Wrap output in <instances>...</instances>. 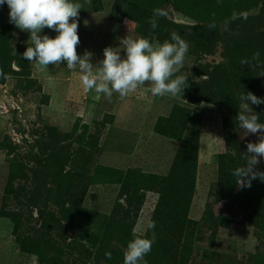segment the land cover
Returning <instances> with one entry per match:
<instances>
[{
  "label": "rangeland",
  "instance_id": "obj_1",
  "mask_svg": "<svg viewBox=\"0 0 264 264\" xmlns=\"http://www.w3.org/2000/svg\"><path fill=\"white\" fill-rule=\"evenodd\" d=\"M75 2L78 55L96 65L118 38L176 32L186 87L97 97L78 69L27 61L29 33L0 5V264H123L137 226L155 234L147 264H264V182L231 175L257 140L235 117L240 93L264 98V0ZM251 107L264 123V104Z\"/></svg>",
  "mask_w": 264,
  "mask_h": 264
},
{
  "label": "clouds",
  "instance_id": "obj_2",
  "mask_svg": "<svg viewBox=\"0 0 264 264\" xmlns=\"http://www.w3.org/2000/svg\"><path fill=\"white\" fill-rule=\"evenodd\" d=\"M219 3L220 0H217ZM7 4L9 22L21 31L29 33L30 46L26 47L23 57L39 68L66 63L69 69H78L80 82L86 91L94 92L97 97L111 99L113 94L126 98L137 89H143L152 96H176L186 87V77L178 75L184 67L189 45L181 35L172 32L163 42L151 41L144 36L127 35L119 39L118 47H105L103 59L98 64L91 63L92 53L78 55L76 48L80 43L78 36V16L83 6L75 0H0V5ZM166 16L162 9H154L148 23L152 29L158 27V19ZM239 18L233 12L231 20ZM130 21H125L129 24ZM230 20L224 21L228 30ZM216 27L215 20L208 25ZM48 28L57 35H41ZM27 41V42H28ZM121 51L124 55L121 56ZM260 53L255 52L242 64L259 61ZM240 104L235 117L239 129L245 136L255 135V142L246 144L245 163L236 167L231 175L238 188H250L252 181L264 182V171L257 167L264 159V123L259 122V115L251 105L264 104V98L251 91L239 94ZM154 229L155 224L147 225ZM140 227H133L132 238L123 249V264H147L144 259L151 251L155 234L151 238L141 235ZM105 256L111 259V253Z\"/></svg>",
  "mask_w": 264,
  "mask_h": 264
}]
</instances>
